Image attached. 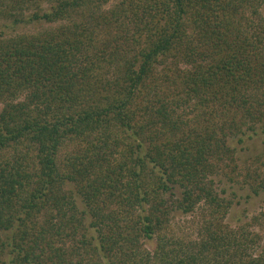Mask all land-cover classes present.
Instances as JSON below:
<instances>
[{
    "label": "trees",
    "instance_id": "16d2710c",
    "mask_svg": "<svg viewBox=\"0 0 264 264\" xmlns=\"http://www.w3.org/2000/svg\"><path fill=\"white\" fill-rule=\"evenodd\" d=\"M263 4L0 0V264H264L215 186L264 133Z\"/></svg>",
    "mask_w": 264,
    "mask_h": 264
},
{
    "label": "rangeland",
    "instance_id": "374dc122",
    "mask_svg": "<svg viewBox=\"0 0 264 264\" xmlns=\"http://www.w3.org/2000/svg\"><path fill=\"white\" fill-rule=\"evenodd\" d=\"M260 12L264 16V4ZM39 26L38 23L19 25L16 31L32 32ZM1 107L0 104V110ZM248 133L242 144L237 143L235 137L230 140L236 150V171L230 169L233 166L231 164L223 173L215 176L217 190L233 202L226 217V222L232 226L249 223L253 216L264 212V186L260 184L261 179L264 180V133L260 130L257 134ZM254 189L257 191L254 192ZM189 217L176 214V220L180 222Z\"/></svg>",
    "mask_w": 264,
    "mask_h": 264
}]
</instances>
